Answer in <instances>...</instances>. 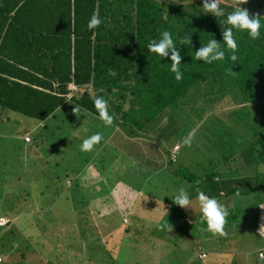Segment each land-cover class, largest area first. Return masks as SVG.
Instances as JSON below:
<instances>
[{"label":"rangeland","instance_id":"obj_1","mask_svg":"<svg viewBox=\"0 0 264 264\" xmlns=\"http://www.w3.org/2000/svg\"><path fill=\"white\" fill-rule=\"evenodd\" d=\"M199 86L193 85L179 98L180 105L173 109L170 121H179L180 127L168 135L183 139L196 129L192 146L182 143L183 159L168 165L170 173L163 169L145 183L138 176L130 177L133 186L142 185L135 188L139 196L126 198L129 206L126 214L116 209L109 219L104 214L95 215L100 205L93 206L92 202L97 196L109 198L108 188L115 184L116 178L110 173L114 165L108 160L99 166L90 164L85 173L77 174V179L65 174L70 165L76 164L80 170L87 156L97 152L79 150L76 142L79 137L74 131L85 128L84 120L76 126L75 117L80 118L81 111L70 121L66 111L70 113L71 107L65 103L57 117L43 120L0 106V217L10 220L8 225L7 221L0 226L1 264H264L257 254L259 247L264 248V239L258 233L264 224V208H261L264 205V187H261L264 185V102L258 107L241 108L226 97L219 100L214 91L209 93L213 100L206 99L207 87ZM248 109L258 114L254 124L249 123L251 118L242 119ZM83 117H88V125L102 122L91 113ZM109 128L107 133L117 131L114 124ZM26 133L31 141H25ZM99 133L105 135V129L99 128ZM91 135L83 130L81 142ZM107 143V156L119 154L109 140ZM136 146L141 151V146ZM133 149L125 141L123 153H131ZM71 152L77 156L76 160L70 157ZM176 168L182 176L178 180L173 174ZM217 173H231L234 180L229 185L234 189L244 191L251 186L256 189L249 195L222 192L219 197L209 185L217 184ZM99 176L105 178L90 182ZM120 176L127 183L128 174ZM49 182L60 185L52 197L47 190ZM181 186L187 187L192 201L188 208L176 205L171 198ZM199 191L223 205L228 203L236 210L242 209L240 215L248 216L246 225L242 219V224L232 222L233 228H227L239 241H229V247L220 248L216 238L202 242L199 239L205 236L206 226L189 230L190 225L201 219ZM67 197L74 203L67 201ZM76 218H82L78 228ZM167 223L172 225L171 232L162 227ZM185 232L188 236L179 237ZM36 239H46L45 244L37 243ZM81 241H86V245L81 246ZM200 244L207 252L202 258L198 257ZM85 256L89 259L84 260Z\"/></svg>","mask_w":264,"mask_h":264},{"label":"trees","instance_id":"obj_2","mask_svg":"<svg viewBox=\"0 0 264 264\" xmlns=\"http://www.w3.org/2000/svg\"><path fill=\"white\" fill-rule=\"evenodd\" d=\"M202 6L203 0H0V106L45 120L57 117L58 110L68 103L71 108L66 115L70 121L74 120L72 116L76 106L81 111L80 118L75 117L78 126L82 120L85 121L83 115L91 113L98 116L93 98L103 96L108 100L109 113L115 117L113 124L116 129L120 125L133 135L145 130L147 118L151 120L162 109L169 107L175 110L180 105L179 98L195 84L207 87L206 99L213 100L209 93L214 91L219 100L226 97L241 108L261 106L264 102V0H248L247 4L241 5L250 15H260V38L252 40L247 32L234 30L239 57L234 64L223 45V26L213 14L204 13ZM220 6L225 10V16L233 10L230 0H220ZM94 12L102 20L101 25L93 30L95 35L87 29ZM164 30L172 34L183 57L180 65L183 79L179 82L170 71L171 54L162 58L148 51L149 42L159 39ZM189 34L192 44H179ZM211 39L221 42L225 59L212 64L194 61L195 51ZM109 69L115 71L114 76L109 75ZM70 82L81 90L69 94ZM257 115L248 109L242 119L248 121L251 118L249 123L254 124ZM173 116L174 112L168 117L170 123ZM177 122L172 124L179 125ZM85 123L87 127L83 130L87 135H93L96 129L95 133H99V128L105 129V135L101 133L102 141L114 132H106L109 126L96 125L104 124L103 121H93L91 125L87 121ZM80 134L76 140L79 150L82 144ZM102 144L94 149L98 151ZM70 157L77 158L73 152ZM87 157L81 167L88 165L90 155ZM106 157L114 165V155ZM66 169L65 174L69 178L77 179L76 164ZM174 172L180 173V169L176 168ZM217 175L220 178L216 180L220 181L209 185L219 197L220 191L249 195L256 189L251 186L239 191L229 185L234 180L231 173ZM96 178L90 182L94 183ZM185 178L192 180L189 176ZM47 190L52 197L60 190V185L49 182ZM59 197L60 193L56 199ZM67 201L74 203L70 197ZM225 206L228 209L227 235L214 236L205 231V236L199 238L201 242L216 238L218 247L227 248L229 241H239L240 238L227 228H233L232 222L242 224V219L246 225L248 216L240 215L242 209L236 210L228 203ZM81 220L76 218L77 228ZM199 220L191 228L207 227ZM9 223L10 220L7 225ZM45 240L36 239V242L44 245ZM84 245L86 241H81V246ZM206 255L205 251L202 257ZM88 259L84 257V260Z\"/></svg>","mask_w":264,"mask_h":264},{"label":"clouds","instance_id":"obj_3","mask_svg":"<svg viewBox=\"0 0 264 264\" xmlns=\"http://www.w3.org/2000/svg\"><path fill=\"white\" fill-rule=\"evenodd\" d=\"M231 2L233 10L226 16L225 10L220 6V0H203L202 9L204 13H211L214 17L218 18L219 23L223 26V45L228 50V58L234 64L237 60H239V57L236 54L238 51V44L234 37V30L247 32L248 36L252 40H257L260 38L261 17L259 14L250 15L247 9L241 7V5L247 4L248 0H231ZM101 23L102 20L99 18L98 13L94 12L87 23V29L92 31L93 35H95L93 30L98 28ZM179 44H192L191 34H189L185 39H182ZM147 47L150 53H155L162 58H167L171 54L170 59L172 63L170 64V71L175 74V79L178 82L183 79V73L180 71V65L183 57L180 51L177 49V44L174 43L172 34L169 31H162L160 33V38L152 39ZM225 56L226 53L225 50L221 48V42H218L217 39H211L207 42V44H203L202 47L195 51L193 60H202L204 63L212 64L215 61L224 60ZM229 72H233L231 68L229 69ZM109 75L114 76L115 71L109 69ZM93 105L96 112L98 113V118L103 121L106 127L111 126L115 117L109 113L108 100H106L103 96H96L93 98ZM74 112L76 115H78V106L74 108ZM195 135L196 129L189 131L187 136L182 140L183 145L191 147ZM102 140L103 135L101 133H95L83 140L82 144L80 145V150L82 152H90L97 144L101 143ZM172 159H175V153H173ZM222 192L223 191H220V194H222ZM171 198L176 205L182 208H188L192 203L186 186H181L177 190L175 196H172ZM197 200L199 203L200 212L202 214L201 220L207 225L206 229L204 230L210 232L214 236H226L227 233L225 232V225L227 223L226 218L228 216L227 207L221 204L216 198L209 197L203 191H199L197 193ZM261 208H264V205H262ZM162 227L167 228V230L170 232L172 231V225L170 223H167ZM258 233L259 236L264 239V224L260 225ZM199 247L200 250L198 251V255L204 251L203 246L200 245ZM258 254L259 258L264 260V251H259Z\"/></svg>","mask_w":264,"mask_h":264},{"label":"crops","instance_id":"obj_4","mask_svg":"<svg viewBox=\"0 0 264 264\" xmlns=\"http://www.w3.org/2000/svg\"><path fill=\"white\" fill-rule=\"evenodd\" d=\"M173 114V109H169V107L162 109L161 113L157 115L156 117H151V120L147 118V127L143 131H139L136 134H130L127 130L123 129L122 126L119 125L118 130L119 132H111L106 140L102 141L105 143L102 144L101 148L97 151L92 153V157H90V161L87 162V166L78 169L76 173H85L87 170V167L92 165H103L105 164L106 160V150L105 146L107 147L108 140L110 141V145L112 149L118 151L119 154H113L114 155V169L110 171L111 175H115V184L111 186L108 191V199H105L106 196H97L95 200L92 202L93 206H99V210L95 212V215L104 214L108 219L112 218L111 214L117 210V212H120L119 209L123 211V214L127 213V210L129 209L128 202L126 198H130L133 196H139V194L136 192L135 188H140L132 185V182H130V177L133 179L136 176H138V179L141 180L142 183H145L149 180V178L156 177L158 174H160L163 169L168 170V173H170V169L168 167L169 164L172 162L167 160V154L169 153V150L175 145H179L178 150V160H182V138H172L171 136H168L172 130L175 131L179 125L172 124L169 122L168 117ZM162 115V116H161ZM85 121L88 120V118L84 117ZM156 120V122H153ZM87 127V126H85ZM174 128V129H173ZM97 131L94 130L93 134ZM76 134H80V131H74ZM27 134V133H26ZM148 140V141H144ZM25 141H31L25 140ZM125 141H129L130 145L134 148L133 151L130 153L129 151L126 153H123L125 150ZM136 144L141 146V151L135 149ZM99 145V144H98ZM97 145V146H98ZM123 153V154H122ZM111 155H108L110 158ZM128 174L129 177H127L125 180L127 183H124V179L120 176ZM173 174L177 176V180L180 177L179 172L176 173L173 171ZM101 178H96V181L103 180L104 176H99ZM182 178V176L180 177ZM219 179L218 175H216V179ZM196 180V179H194ZM198 180V178H197ZM95 181V182H96ZM220 181V180H216ZM97 195V194H96ZM73 204V203H72ZM116 212V213H117ZM74 217V216H72ZM95 217V216H94ZM94 220L92 219L91 222ZM117 226V225H116ZM116 226H113L115 228ZM96 224V228H97ZM110 227V224H109ZM191 229V225L189 227V230ZM99 230V227H98ZM188 236V233L185 232L182 236L184 237Z\"/></svg>","mask_w":264,"mask_h":264},{"label":"built area","instance_id":"obj_5","mask_svg":"<svg viewBox=\"0 0 264 264\" xmlns=\"http://www.w3.org/2000/svg\"><path fill=\"white\" fill-rule=\"evenodd\" d=\"M68 88H70L69 94L73 93V91H75V90H81V88L78 87L77 85H75L73 82H70L68 84ZM24 138L26 140L30 139L28 134H25ZM178 149H179V145H177V144L172 147V149L169 151L168 156H167L168 161L175 162L177 160V158H178ZM173 153H175V159L174 160L172 159ZM7 221H8V219H5V216H1L0 217V226L4 225V223H7ZM259 251H264V248H262V247L258 248L257 249V254H258ZM199 255L200 256H204L205 255V251H202L201 253H199ZM258 256H259V254H258ZM1 262H2V258L0 257V264H1Z\"/></svg>","mask_w":264,"mask_h":264}]
</instances>
